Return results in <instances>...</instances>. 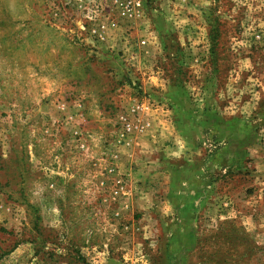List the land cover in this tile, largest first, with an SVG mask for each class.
<instances>
[{"label":"rangeland","instance_id":"1","mask_svg":"<svg viewBox=\"0 0 264 264\" xmlns=\"http://www.w3.org/2000/svg\"><path fill=\"white\" fill-rule=\"evenodd\" d=\"M142 2L130 15L121 0H0V264H264V0H213L204 24L181 21L196 0ZM202 46L203 78L181 53ZM148 64L171 81L159 97L141 83ZM167 106L208 112L190 121L215 184L196 216L169 225L154 195L133 212L142 230L118 228L85 180L102 192L121 146Z\"/></svg>","mask_w":264,"mask_h":264},{"label":"crops","instance_id":"2","mask_svg":"<svg viewBox=\"0 0 264 264\" xmlns=\"http://www.w3.org/2000/svg\"><path fill=\"white\" fill-rule=\"evenodd\" d=\"M209 3L212 6L214 4L213 0L210 2L196 0L195 7H201V13L197 10L194 17L191 19L182 17L181 19L183 20L181 21L191 23L193 20L196 23L200 22L204 24L206 19L203 14V8ZM189 20L190 22H188ZM192 38H194V35L189 34L187 36L188 40ZM201 43L204 42L201 41ZM203 46L202 48H197L199 50L197 51L196 49L194 54L188 48L185 49L182 47L181 50V53L189 58L190 56L196 55L198 64L194 66L195 68L189 64H185L184 67L186 69L194 68L197 73L201 72L202 78L204 77L203 71L205 70L204 58L207 55V53H204L205 47ZM149 50L150 52L148 54L154 57L155 55L162 54L160 46H157L156 42H154V45ZM208 55L211 56L213 65L212 74H214L213 76L216 75L215 77L217 79L220 72L219 62L221 55L218 44L212 47ZM149 65L145 67L144 65L139 66V69L144 67L148 71L152 70V72L149 71L150 73L147 77H140V80L145 90L152 91L151 95L153 98L156 95L159 97L162 89L171 87V81L163 73H159L160 71L154 70V67L151 65L149 67ZM201 85L203 86L204 83H201ZM203 90V88H199V92L197 91L196 95V100L199 99L201 104L206 98ZM164 96H162L163 103L167 104L168 100ZM168 97L174 102L171 96L168 95ZM212 98L214 99L215 97L212 96ZM205 114H208V112H203V110L197 111L193 115L185 112H177L170 106H167L166 109L163 107L154 109L151 112L150 118L152 121L150 122L149 128L143 133H139L138 137L131 138L132 141L129 143V146H121L122 154L121 158L116 161L115 173L105 178H99L103 189L101 190L102 192L96 195L92 187H90L89 181L85 180V185L89 189L84 191V200H89L88 205H92L96 209H99V211H103V214L106 213L109 220L112 217L113 219L111 220H114L115 226L119 225L118 228L125 226L126 229L130 228L131 230L138 227L141 230L143 229L142 226H139L137 220L133 219L135 216L133 212L135 207H141L143 200H148L154 195L156 198L160 197V202L163 203L159 207L164 209L167 214L173 216V218L170 217L171 219L169 221H166L171 222L169 225L172 224V219L174 218L176 220L181 218L182 220L183 218H187V216H196L199 211L198 206L203 204L204 198H207V196H203L204 185L208 184L209 181H212V185L215 184L213 179L205 182L204 163L206 160L203 158V148L198 143L200 141L197 140V135L195 137L193 134L194 126L192 125L195 121H190L195 117L194 115H197V118L198 116L201 118ZM174 117L175 119L180 118L183 121L175 122L173 121ZM198 122L196 121V123ZM182 127L186 128L185 132L191 131V135L183 132ZM211 165V168L218 169L219 165L214 160ZM106 167H109V164H105ZM110 177L124 182V186L117 188V183L115 180L111 183L109 180ZM150 183L155 186V193L149 196V193L145 194L143 191L148 189ZM113 185H115L116 189ZM156 198L155 201L157 202L158 199ZM149 206L147 204V207ZM135 217L138 216L136 215Z\"/></svg>","mask_w":264,"mask_h":264},{"label":"built area","instance_id":"3","mask_svg":"<svg viewBox=\"0 0 264 264\" xmlns=\"http://www.w3.org/2000/svg\"><path fill=\"white\" fill-rule=\"evenodd\" d=\"M121 5L132 15L135 14L137 10H141L143 2L142 0H121Z\"/></svg>","mask_w":264,"mask_h":264}]
</instances>
